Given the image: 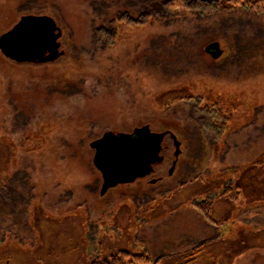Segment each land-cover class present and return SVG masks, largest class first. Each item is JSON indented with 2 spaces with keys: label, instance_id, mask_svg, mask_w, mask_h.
Here are the masks:
<instances>
[{
  "label": "rangeland",
  "instance_id": "obj_1",
  "mask_svg": "<svg viewBox=\"0 0 264 264\" xmlns=\"http://www.w3.org/2000/svg\"><path fill=\"white\" fill-rule=\"evenodd\" d=\"M167 1L0 0V39L27 17L62 33L53 62L0 50V264H93L124 251L187 264L203 243L194 264H264V18L176 6L148 26L124 23ZM101 30L116 43L98 48ZM214 42L216 61L205 52ZM145 127L177 137L174 174L168 136L154 175L102 194L92 143ZM229 179L239 203L219 198ZM207 201L217 228L193 208Z\"/></svg>",
  "mask_w": 264,
  "mask_h": 264
},
{
  "label": "trees",
  "instance_id": "obj_2",
  "mask_svg": "<svg viewBox=\"0 0 264 264\" xmlns=\"http://www.w3.org/2000/svg\"><path fill=\"white\" fill-rule=\"evenodd\" d=\"M176 6L183 7L186 11H190L199 16H212L219 12L221 13H233V12H244L256 17L264 18V0H170L159 7H156L152 12L145 13L139 18H133L131 16H123L124 23L129 24L127 26H134L141 28L143 26H148L154 21L157 17H163L166 12H169L172 8ZM32 18V17H31ZM33 22H41L44 25H37L38 28H30L27 25L30 22H23V25L19 26V36L25 42H28L32 45L33 48L38 50L50 49L55 55V58L49 62H53L60 58L61 53L60 49V39L62 37L61 29L54 23L50 18L46 17H33ZM121 18V20H123ZM24 32V33H23ZM117 32H103L98 31L96 33V45L98 48H101L105 45H114L117 41ZM43 63V62H41ZM47 63V62H45ZM194 100L193 95H189L183 98H180L179 101L192 102ZM217 107L220 109V105L217 104ZM148 128H138L134 131L135 134L144 133ZM129 134H114L107 133L104 137L111 136H127ZM260 165H252L251 168H247L246 171H255ZM264 166V165H263ZM245 171V170H244ZM243 171V172H244ZM245 171V172H246ZM244 172V173H245ZM243 173V174H244ZM216 182H221V180H216ZM230 184H229V183ZM221 187L226 186L222 190V195L219 197L220 200L228 199L231 203H239L240 197L243 195L241 191L239 182H234L229 179L219 183ZM215 201H207L200 204H194V209L197 212H200L208 224L212 227L217 228V216L215 212ZM208 246V243H203L199 247L195 248L192 253L188 256L190 260L187 264H194L197 262V258L202 255L205 248ZM93 264H160V260L154 261L146 252L142 254H132L130 252H120L117 256L113 257L110 261L102 262L97 261Z\"/></svg>",
  "mask_w": 264,
  "mask_h": 264
},
{
  "label": "water",
  "instance_id": "obj_3",
  "mask_svg": "<svg viewBox=\"0 0 264 264\" xmlns=\"http://www.w3.org/2000/svg\"><path fill=\"white\" fill-rule=\"evenodd\" d=\"M33 17L24 18L23 22H33ZM19 29L16 26L12 31L5 34L0 39V50L11 60L16 62L30 61V56L23 54V48H28L29 43L14 35ZM16 39V40H14ZM205 52L214 60H219L223 55V50L219 42L209 44ZM44 53V52H40ZM116 136L104 137V139L114 138ZM128 138L127 136H118L119 138ZM161 139H145L133 140L127 144L117 143L113 148H101L100 142L91 145L92 148L98 149L95 156L94 164L97 170L102 174L104 184L102 194H106L109 190L121 185L130 184L138 178H145L152 174L153 166L161 163Z\"/></svg>",
  "mask_w": 264,
  "mask_h": 264
},
{
  "label": "flooded vegetation",
  "instance_id": "obj_4",
  "mask_svg": "<svg viewBox=\"0 0 264 264\" xmlns=\"http://www.w3.org/2000/svg\"><path fill=\"white\" fill-rule=\"evenodd\" d=\"M27 25H29L30 28H36V27L38 28L37 25H44V24H42L41 22L40 23L39 22H30ZM19 34H20V32H19V29H18L16 31V33L14 34L16 36V39L18 37H20ZM16 39H14V40H16ZM24 43H28V42H24ZM40 52H41V50L33 48L30 43L28 44V48H26V49L23 48V54L25 56H30L31 57V60L30 61H26V62H32V63H41V62H43V63H45V62H49L50 60L55 58V55L52 53V51L50 49H43L42 52H44V53H40ZM195 103H196V101H195ZM199 103L200 102H197V105ZM168 136H170L173 139V141L175 142L176 148H177V151H176V154H175V158L176 159L173 162V167L171 168V171H170V176H172L174 174L177 166H178L177 165V159L179 158V155H180V147H179L180 143L178 142L177 137L173 133H171L170 131H167L166 133H163V134H155V133H152L149 129H147L144 133L135 134L133 132L132 134H129L128 138L122 137V138L117 139L116 137H114V138H110V139H104L102 137L101 139H99V140H97L95 142L99 141L100 142V147L103 149V148H113L117 143L127 144V143H130L133 140L145 139L147 137H150V139H154V138L161 139V141H162L161 142V146H162V149H161L162 161H161V163H158V164L153 166V172H152V174L150 176L145 177V178H138L134 182L130 183V184H133V183H136L137 181L144 180V179H147V178L151 177L152 175L155 174V168L157 166L162 165V164H164L166 162L165 156L162 155V154L165 151V149H164V141H165L166 137H168ZM92 149L95 151V156H96V154L98 153L99 150L98 149H94V148H92ZM102 179H103V176H102ZM103 184H104V180H103ZM121 185H128V184H121Z\"/></svg>",
  "mask_w": 264,
  "mask_h": 264
}]
</instances>
